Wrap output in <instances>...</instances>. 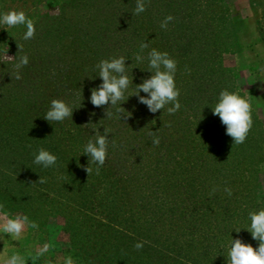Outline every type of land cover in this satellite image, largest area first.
<instances>
[{
    "label": "trees",
    "instance_id": "trees-1",
    "mask_svg": "<svg viewBox=\"0 0 264 264\" xmlns=\"http://www.w3.org/2000/svg\"><path fill=\"white\" fill-rule=\"evenodd\" d=\"M19 1L22 6L33 5L31 0ZM165 1L166 10L178 18L180 34L186 36V27L195 31L185 45L178 47L183 53V57L176 58L179 77L197 75L196 94L204 93L214 107L221 91L235 88L222 85L220 74V82L212 83L217 74L212 66L217 64L208 61L205 68L204 62L201 66L200 62L185 59V55L194 38L207 29L214 38L223 34L225 28H212L217 19L207 23L205 18L216 16L220 21L227 9L219 0H207L208 5L200 0ZM250 1L252 8L260 11L256 25L264 40V0ZM130 5H136V0ZM191 93L192 90L186 91V96ZM15 95L14 108L0 109V204L9 215H27L39 225L36 230L51 217L60 218L66 248L78 263L227 264L232 238L258 247V241L245 229L250 225L249 212L264 208L257 184V167L264 161V134L256 117L253 116V128L243 144L234 145L226 135V126L216 117V125H210L207 131L209 141H202L198 147L190 143L185 154L176 147L167 148L164 161L169 164L172 159L176 168L166 169L171 172L166 196L160 204L152 206L155 210L148 205H136L135 211L126 212L116 199L123 190L114 183L107 196L100 194L104 193L100 187L108 178L105 176L108 170L101 167L97 175V165L92 164L93 172L88 176L82 167L89 162L82 149L85 132L82 126L94 122L98 111L82 106L74 110L72 119L50 123L43 118L49 108L35 99L30 101L29 94ZM186 96L182 97L184 105ZM40 148L58 157L55 166L44 168L34 163ZM108 169L113 173L110 166ZM40 177L47 182L38 183ZM225 187L232 189L231 196L224 191ZM213 188L218 190L209 196ZM236 228L241 232H235ZM137 242H144L142 249H135ZM40 259L41 256L31 258L27 264H44Z\"/></svg>",
    "mask_w": 264,
    "mask_h": 264
},
{
    "label": "rangeland",
    "instance_id": "rangeland-1",
    "mask_svg": "<svg viewBox=\"0 0 264 264\" xmlns=\"http://www.w3.org/2000/svg\"><path fill=\"white\" fill-rule=\"evenodd\" d=\"M31 1L32 6H22L19 0H12V3L0 0V12L3 8L0 15L13 9L23 10L36 25L35 37L27 41L23 39L24 26L5 29V25H0V54L8 51L9 56L17 53L29 56V64L21 69L19 80L15 79L12 63L0 64V109L14 108L16 93L29 94L32 96L30 101L35 99L47 108L53 99L71 101L78 96L83 101L82 106L98 111L94 122H89L100 128L102 133L104 127L110 128L109 138L115 142V147L110 145L108 158L102 166L108 171L110 166L113 173L106 170L108 178L102 182L104 184L100 188L104 193L100 194L107 196L114 183L116 188L123 190L116 199L126 212L129 209L135 211L136 205L155 207L160 204L166 196L167 181L171 179L169 171L174 166L176 168V164L172 166L175 163L172 159L169 164L164 161L167 148L176 147L181 151L179 153L185 154L184 150L190 143L198 147L202 141H209V126L217 123L218 116L213 115L209 104L211 99L204 93L196 94L199 85L197 75L181 78L180 69H177L175 79L181 90V108L174 115H169L166 108L153 114L146 105L139 103L138 97L131 96L121 105L125 113H131L126 121L115 109H111V116H106L105 108L110 105L104 108L93 106L91 89L102 83L96 69L99 61L123 55L128 59L126 64L132 65L133 57L140 52L141 42L150 45L147 52L153 48L166 51L176 60L180 55L183 57L178 47L185 45L188 36L195 31L191 32L192 28L186 27V36L180 34L176 23L178 18L166 10L165 0H151L147 10L138 16L133 15L136 5H130L134 0H90L91 4L89 0ZM98 1L103 4H98ZM219 1L224 3L226 14L220 21L216 16H206L205 20L208 23V20L217 19L212 28H225L223 34L214 38L208 29L199 34L191 42L185 59L200 62L201 66L204 62L205 68L208 61H212L217 64L212 66L217 72L212 83L220 82V74L222 85L233 86L235 91L240 89L241 94L247 92L253 116L260 121V130L264 134V72L259 70L264 67V40L256 25L260 11L252 8L250 0ZM200 3L208 5L207 0H200ZM168 15L175 17L174 21L168 24L167 30L161 29L160 24ZM147 52L144 50V55ZM133 67H136L133 71L129 70L130 78L134 77L133 85L142 83L152 74L146 60L142 64L134 63ZM191 90L193 93L186 96V91ZM140 95L147 94L141 92ZM184 96L188 97L187 105H184ZM89 122L82 126L83 131H87L83 134V150L91 135L95 134L91 126H84ZM153 131L160 138L158 146L153 145V137L149 135ZM262 152L264 154V146ZM257 168V184L264 198V161ZM2 217L3 213H0V223L3 222ZM66 242L62 220L55 217H51L40 230L26 228L19 240L0 232V264L3 258L14 252L24 254L28 261L45 245L48 251L40 259L45 261L44 264H63L69 255L76 260L74 254L67 250Z\"/></svg>",
    "mask_w": 264,
    "mask_h": 264
},
{
    "label": "clouds",
    "instance_id": "clouds-1",
    "mask_svg": "<svg viewBox=\"0 0 264 264\" xmlns=\"http://www.w3.org/2000/svg\"><path fill=\"white\" fill-rule=\"evenodd\" d=\"M151 0H136V7L133 15H140L147 10V6ZM175 17L168 15L161 22V29L167 30L168 24L174 21ZM0 25L6 28L24 26L23 39L25 41L33 39L36 34V25L33 19L29 18L23 10H9L0 15ZM140 52L134 57L135 64H142L147 61L148 69L152 73L150 77L143 79L140 84L133 85L132 78L129 76V70L133 71V64L128 65L125 56L112 57L103 59L96 65L98 77L102 79V83L91 89L90 102L98 108H105L106 116H111V109H115L116 113L123 120H127L131 116L130 112L125 113V109L121 106L129 97H138L139 103L146 105L148 110L155 114L166 108L169 115H174L181 108L179 97L181 90L176 84L177 61L166 51L162 52L155 48L144 55V50L149 48L147 42H141ZM21 51V50H19ZM12 63L14 76L16 80L21 79L20 71L29 64V56L27 54L9 56L8 51L0 54V64ZM264 72V67L259 69ZM12 75V74H11ZM131 89V91H130ZM147 95H140V93ZM82 102L77 96L69 101L65 99H53L49 110L43 116L47 121L64 122L72 119L74 110L82 107ZM213 115L220 118L223 125L226 126V135L230 136L234 145L243 144L254 125L253 107L250 96L245 92L241 94V90L229 91L223 90L219 94L218 102L212 107ZM85 127L91 126L95 131L91 135L84 147V154L89 157L88 165L82 166L84 170L91 175L93 169L92 164H96V174H100L101 167L108 158V150L110 145L115 147L114 140H110L109 135L111 129L104 127L103 133L100 128L94 124H86ZM153 137L154 146L160 144V138L155 135V131L149 133ZM58 157L50 151L40 148L38 154L35 155L34 163L42 165L44 168L55 166ZM38 183H46V178L40 177ZM213 188L209 193L212 196L217 191ZM224 191L231 196L232 189L225 187ZM4 205L0 204V213H3L2 223H0V232L8 234L13 240H19L23 237L26 228L38 229L39 225L35 221H31L27 215L16 214L14 216L4 212ZM250 225L245 228L254 240L258 241V247H254L251 243H245L241 238H235L230 241L227 251V264H264V208L252 210L248 214ZM240 233L241 229H234ZM144 242H137L134 247L137 250L143 248ZM48 251V246L36 252L33 259L43 256ZM2 264H27V257L20 252H14L10 256L3 258ZM63 264H77V261L71 256H67L63 260Z\"/></svg>",
    "mask_w": 264,
    "mask_h": 264
}]
</instances>
